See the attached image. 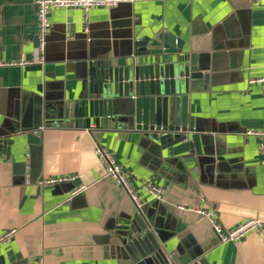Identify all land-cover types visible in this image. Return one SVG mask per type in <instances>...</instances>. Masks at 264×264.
<instances>
[{
    "label": "crops",
    "instance_id": "1",
    "mask_svg": "<svg viewBox=\"0 0 264 264\" xmlns=\"http://www.w3.org/2000/svg\"><path fill=\"white\" fill-rule=\"evenodd\" d=\"M38 0H0V264H117L111 244L134 216L145 222L177 260L264 264L257 235L221 243L223 230L248 219L264 221V0H147L97 8L52 9L43 62L38 50ZM171 36L178 46H214L215 73L190 94L199 153L174 156L130 131L68 126L61 108L81 94L88 63L123 55L128 40ZM124 58H120L122 64ZM31 63V64H27ZM108 149L138 188L152 178L160 201L141 189L136 206L105 175L95 151ZM75 181L39 186L41 180ZM80 186L86 190L72 196Z\"/></svg>",
    "mask_w": 264,
    "mask_h": 264
},
{
    "label": "water",
    "instance_id": "2",
    "mask_svg": "<svg viewBox=\"0 0 264 264\" xmlns=\"http://www.w3.org/2000/svg\"><path fill=\"white\" fill-rule=\"evenodd\" d=\"M125 44L123 55L108 52L90 60L81 94L63 105L59 118L89 131H130L174 156L199 153L190 94L197 81H207L217 71L218 50L211 46L210 53L207 42L200 51L187 49L168 35ZM6 139L0 132V157L5 149L8 153ZM125 226L111 244L117 264H208L205 259L180 263L137 216Z\"/></svg>",
    "mask_w": 264,
    "mask_h": 264
},
{
    "label": "built area",
    "instance_id": "3",
    "mask_svg": "<svg viewBox=\"0 0 264 264\" xmlns=\"http://www.w3.org/2000/svg\"><path fill=\"white\" fill-rule=\"evenodd\" d=\"M147 0H38L37 20H38V50L41 56L38 62H43V55L45 50L46 38L51 28L48 16L52 9H71L79 8L84 13L97 8H115L122 3H137ZM31 64V63H27ZM248 136H256L259 138V154L261 157L260 164L264 167V131L262 132H247ZM96 157L102 163L105 169V175L111 182L130 198L136 205H141V200L138 196V191L141 189L152 200L160 201L163 196V190L160 186L155 185L152 178L142 179L138 188L132 183L130 175L115 159L112 152L108 149L98 148L95 151ZM75 181L73 176L52 177L41 180L39 186H55L60 184L71 183ZM86 190L85 186H80L72 192V196L78 195ZM200 215L208 217L211 223V229L214 235L221 243H238L250 235H257L264 244V221L259 219H248L235 228L230 230H223L214 220V213L211 211H198ZM16 231L11 230L0 235V245H7L12 240ZM36 264H44L39 260Z\"/></svg>",
    "mask_w": 264,
    "mask_h": 264
}]
</instances>
